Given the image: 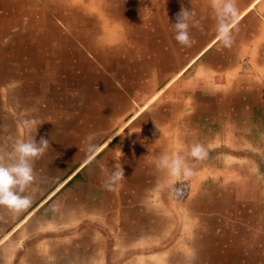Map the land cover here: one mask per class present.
Wrapping results in <instances>:
<instances>
[{"label": "crops", "instance_id": "0c3cea01", "mask_svg": "<svg viewBox=\"0 0 264 264\" xmlns=\"http://www.w3.org/2000/svg\"><path fill=\"white\" fill-rule=\"evenodd\" d=\"M233 2L224 46L212 0H0V162L49 141L30 206H0V264H264V0ZM163 155L191 169L185 203Z\"/></svg>", "mask_w": 264, "mask_h": 264}, {"label": "clouds", "instance_id": "9594fccd", "mask_svg": "<svg viewBox=\"0 0 264 264\" xmlns=\"http://www.w3.org/2000/svg\"><path fill=\"white\" fill-rule=\"evenodd\" d=\"M211 7L216 19V33L224 46L231 43V25L238 15L233 0H212ZM191 10L182 8L178 13L174 27V39L182 46H190L189 21ZM22 125L31 130L40 125L35 119H25ZM49 145V141L41 138L39 142L34 139H17L12 143L7 153V162H0V206L6 207L12 213H18L31 204V198L24 195L25 189L34 181L32 161L42 155ZM89 153L97 150L95 145H87ZM118 152L122 156L120 149ZM190 155L195 158H203L206 153L201 145H193ZM117 161V160H115ZM183 157L173 155L171 158L163 155L157 161L158 168L166 169L174 178H180L191 174V169L182 163ZM118 161L115 163V165ZM124 170L121 166H114L105 181V187L111 190L123 178Z\"/></svg>", "mask_w": 264, "mask_h": 264}, {"label": "built area", "instance_id": "2783aa9c", "mask_svg": "<svg viewBox=\"0 0 264 264\" xmlns=\"http://www.w3.org/2000/svg\"><path fill=\"white\" fill-rule=\"evenodd\" d=\"M192 191V179L188 175L187 177H181L175 184L172 193V200L176 203H182L186 201Z\"/></svg>", "mask_w": 264, "mask_h": 264}, {"label": "bare ground", "instance_id": "6f19581e", "mask_svg": "<svg viewBox=\"0 0 264 264\" xmlns=\"http://www.w3.org/2000/svg\"><path fill=\"white\" fill-rule=\"evenodd\" d=\"M123 8V7H122ZM123 10V9H122ZM121 10V11H122ZM124 11V10H123ZM138 12V11H137ZM124 13V12H123ZM119 14H120V12H119ZM89 18H91V17H89ZM92 20V19H91ZM93 22V21H92ZM103 23V22H102ZM49 24V23H48ZM99 27V26H98ZM92 28V27H91ZM97 28V27H96ZM86 29V28H85ZM101 30V29H100ZM95 31V30H94ZM91 32V31H90ZM93 32V31H92ZM96 32V31H95ZM94 32V33H95ZM98 32V31H97ZM135 32V31H134ZM93 33V34H94ZM102 34V33H101ZM39 35V34H38ZM97 35V34H96ZM81 36V35H80ZM85 36H87V35H85ZM100 39V38H99ZM101 40V39H100ZM47 41V40H46ZM78 41V40H77ZM56 43V42H55ZM52 44V43H51ZM49 45V44H48ZM44 51V50H43ZM46 51V50H45ZM64 51V50H63ZM87 51V50H86ZM70 52V51H69ZM73 54V53H72ZM108 55V54H107ZM105 56V55H104ZM72 57V56H71ZM93 57H94V55H93ZM103 57V56H102ZM66 60V59H65ZM23 61V60H22ZM52 61V60H51ZM121 62V61H120ZM57 63V62H56ZM89 67V66H88ZM79 73V72H78ZM82 73V72H81ZM70 74V73H69ZM92 74V73H91Z\"/></svg>", "mask_w": 264, "mask_h": 264}, {"label": "rangeland", "instance_id": "374dc122", "mask_svg": "<svg viewBox=\"0 0 264 264\" xmlns=\"http://www.w3.org/2000/svg\"><path fill=\"white\" fill-rule=\"evenodd\" d=\"M90 27H93V26H90ZM75 31V30H74ZM76 32V31H75ZM71 43V46H73L74 48L76 47V44H74L72 41H70ZM174 202V201H173ZM186 201L182 202V203H185ZM176 203V202H174ZM182 203H176V204H182Z\"/></svg>", "mask_w": 264, "mask_h": 264}]
</instances>
